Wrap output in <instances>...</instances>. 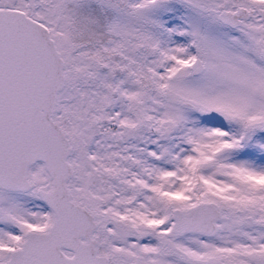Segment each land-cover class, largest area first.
I'll return each instance as SVG.
<instances>
[{
    "label": "snow or ice",
    "instance_id": "1",
    "mask_svg": "<svg viewBox=\"0 0 264 264\" xmlns=\"http://www.w3.org/2000/svg\"><path fill=\"white\" fill-rule=\"evenodd\" d=\"M0 264H264V0H0Z\"/></svg>",
    "mask_w": 264,
    "mask_h": 264
}]
</instances>
